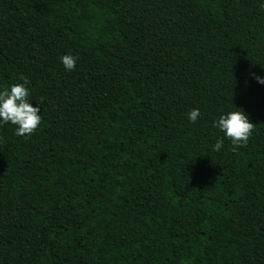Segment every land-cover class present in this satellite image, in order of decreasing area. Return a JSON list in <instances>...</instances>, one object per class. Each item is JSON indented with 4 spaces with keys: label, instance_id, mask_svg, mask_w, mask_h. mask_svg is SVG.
Returning <instances> with one entry per match:
<instances>
[{
    "label": "trees",
    "instance_id": "obj_1",
    "mask_svg": "<svg viewBox=\"0 0 264 264\" xmlns=\"http://www.w3.org/2000/svg\"><path fill=\"white\" fill-rule=\"evenodd\" d=\"M262 5L0 0V88L42 117L0 124V264H264Z\"/></svg>",
    "mask_w": 264,
    "mask_h": 264
},
{
    "label": "clouds",
    "instance_id": "obj_2",
    "mask_svg": "<svg viewBox=\"0 0 264 264\" xmlns=\"http://www.w3.org/2000/svg\"><path fill=\"white\" fill-rule=\"evenodd\" d=\"M264 6V5H262ZM77 57L65 54L60 57V62L66 71H72L76 66ZM260 85H264V76L253 75ZM22 83H15L0 88V124H11L16 136L27 138L33 134L41 124L40 107L33 106L29 101L30 95L28 80L21 76ZM236 109V108H235ZM200 117V110L194 108L187 113L188 121L195 123ZM212 126L223 133V137L230 140L233 151L246 146L252 134L253 124L248 116L240 109L224 111L212 121ZM223 140L217 139L212 145V151L219 152L222 149Z\"/></svg>",
    "mask_w": 264,
    "mask_h": 264
}]
</instances>
